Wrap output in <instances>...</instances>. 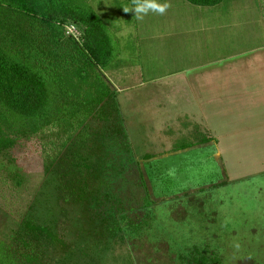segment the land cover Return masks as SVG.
<instances>
[{"label":"rangeland","instance_id":"1","mask_svg":"<svg viewBox=\"0 0 264 264\" xmlns=\"http://www.w3.org/2000/svg\"><path fill=\"white\" fill-rule=\"evenodd\" d=\"M168 2L163 15L149 12L137 20L124 11L133 5L128 0H90L119 45L118 57L101 72L116 91L120 110H107L112 121L96 129L105 131L113 146L128 145L127 153L141 161L153 198L163 199L148 210V224L135 231L123 226L111 236L86 206L61 207L48 169L66 135L54 133L22 140L0 154V162L17 164L22 174L16 184L0 170V239L10 241L26 213H44L69 248H82L93 264H181L178 256L192 245L217 251L223 264H264V144L253 143V128L233 134L240 125L235 105L224 122L206 123L200 111L194 120L187 113L194 105L188 106L178 79L263 49L264 0H224L213 8ZM71 26L79 36L72 23L64 25L65 34H72ZM213 135L216 141L198 143ZM98 148L90 184L104 175L99 164L106 152ZM146 154L154 157L144 160ZM201 187L206 190L195 191Z\"/></svg>","mask_w":264,"mask_h":264},{"label":"trees","instance_id":"2","mask_svg":"<svg viewBox=\"0 0 264 264\" xmlns=\"http://www.w3.org/2000/svg\"><path fill=\"white\" fill-rule=\"evenodd\" d=\"M187 1L214 6L222 0ZM68 23L79 28V36L65 34ZM118 54L117 39L90 0H0V154L22 140L65 134L48 169L57 201L61 207L86 206L111 236L124 227L142 229L151 219L148 210L163 202L153 198L141 161L127 153L128 145L113 146L108 134L96 129L112 121L107 110H120L116 91L101 72ZM209 141L216 138L203 137L198 143ZM97 148L106 152L99 164L104 175L90 184ZM0 170L22 183L17 164L0 162ZM224 184L226 180L214 187ZM48 216L26 213L10 241L0 239V264H93L81 255L82 248H69ZM222 258L197 245L178 256L181 264H223Z\"/></svg>","mask_w":264,"mask_h":264},{"label":"crops","instance_id":"3","mask_svg":"<svg viewBox=\"0 0 264 264\" xmlns=\"http://www.w3.org/2000/svg\"><path fill=\"white\" fill-rule=\"evenodd\" d=\"M223 1L214 6L187 2L199 7L213 8L218 7ZM262 14L264 17V13ZM213 65L214 67L210 69L195 71L190 76L178 77L183 82L182 92L189 97L188 106L194 105L187 113L196 120L195 113L203 112L206 123L214 120L216 124L221 121L220 119L224 122V117L229 120L228 108L235 105L238 112L235 119L239 120L240 125L238 124V130L233 134H238L242 128H253V143L264 144V48L253 52L251 56L224 62L217 61ZM246 68L248 70L244 73ZM201 97H204L205 101H199L198 98ZM244 123L247 124L244 126ZM211 127L213 128L212 125ZM211 131L214 132L212 129ZM220 134L222 138L225 137L223 133ZM213 137L217 139L216 136ZM233 137H228L232 140L229 143L235 142Z\"/></svg>","mask_w":264,"mask_h":264},{"label":"clouds","instance_id":"4","mask_svg":"<svg viewBox=\"0 0 264 264\" xmlns=\"http://www.w3.org/2000/svg\"><path fill=\"white\" fill-rule=\"evenodd\" d=\"M170 6L168 0H164L163 3L159 2V0H134L132 7H126L124 11H132L137 20H143L149 12L163 15ZM236 248L238 249L239 245H236Z\"/></svg>","mask_w":264,"mask_h":264},{"label":"water","instance_id":"5","mask_svg":"<svg viewBox=\"0 0 264 264\" xmlns=\"http://www.w3.org/2000/svg\"><path fill=\"white\" fill-rule=\"evenodd\" d=\"M167 155H169V154L162 155L161 157H165ZM221 171H222V175H224L225 172H224V168L223 167H221ZM224 177L226 178V175H224ZM146 180H147V178H146ZM147 185H148V183H147Z\"/></svg>","mask_w":264,"mask_h":264},{"label":"built area","instance_id":"6","mask_svg":"<svg viewBox=\"0 0 264 264\" xmlns=\"http://www.w3.org/2000/svg\"><path fill=\"white\" fill-rule=\"evenodd\" d=\"M74 27L73 26H71V27H69V28H67L72 34H70V35H72V36H75L76 34L75 33H73V29ZM68 30H67V32H68ZM69 33V32H68Z\"/></svg>","mask_w":264,"mask_h":264}]
</instances>
